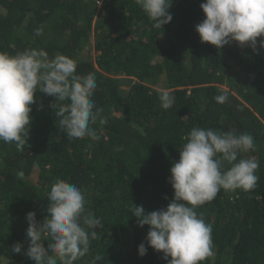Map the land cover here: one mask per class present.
Wrapping results in <instances>:
<instances>
[{"label":"trees","instance_id":"1","mask_svg":"<svg viewBox=\"0 0 264 264\" xmlns=\"http://www.w3.org/2000/svg\"><path fill=\"white\" fill-rule=\"evenodd\" d=\"M204 2L172 0L171 22L155 29L135 0H0V52L42 49L50 59L76 60V74L96 78L92 99L106 121L90 125L99 141L69 138L51 107L55 99L36 92L27 143L18 149L0 141V264H35L23 254L26 215L46 219L57 179L75 184L87 212L103 223L100 238L74 264H168L170 257L148 247L149 226H138L132 209L167 208L174 196L170 168L194 127L251 134L255 150L238 159L259 162L254 190L221 189L195 208L212 226L215 252L201 264H264V37L255 51L236 42L222 49L201 43L195 25L205 19ZM161 89L175 97L167 110ZM221 94L228 95L222 105L214 99ZM17 242L21 254L12 251Z\"/></svg>","mask_w":264,"mask_h":264},{"label":"clouds","instance_id":"2","mask_svg":"<svg viewBox=\"0 0 264 264\" xmlns=\"http://www.w3.org/2000/svg\"><path fill=\"white\" fill-rule=\"evenodd\" d=\"M135 2L154 22L153 28L162 29L171 22L172 0ZM200 8L205 19L195 25V31L201 43L222 49L236 42L255 51L257 38L264 37V0H205ZM42 32V27L34 30L37 36ZM259 47L264 50V40ZM76 70V60L62 54L50 59L42 49L15 55L0 52V141L15 142L18 149L27 143L31 105L37 91L55 99L51 107L57 109L59 124L67 137L99 141L100 136L90 126L98 119L106 123L101 117L102 109L92 99L96 78L93 74L78 75ZM214 99L222 105L228 101V95H217ZM159 101L167 110L174 105L175 97L169 89H161ZM184 139L179 161L170 168L172 201L166 209L150 213H145L142 205H133L132 215L138 226H149L148 247L162 252L166 260L170 257L168 264H201L215 252L212 226L197 215L195 208L213 201L221 189L254 190L259 179L256 175L259 162L252 157L238 159L240 153L255 150L254 137L249 133L194 127ZM225 164L229 167L225 168ZM17 175L24 177L23 171ZM48 200V215L42 223L37 222L35 212L26 215L29 244L23 254L35 264H74L89 252L90 242L100 238L96 229L103 228L102 220L87 212L84 193L66 180L55 181ZM46 237L51 238L47 248ZM22 247L17 242L12 251L21 254ZM138 254L140 257L147 254L144 243L139 245Z\"/></svg>","mask_w":264,"mask_h":264},{"label":"rangeland","instance_id":"3","mask_svg":"<svg viewBox=\"0 0 264 264\" xmlns=\"http://www.w3.org/2000/svg\"><path fill=\"white\" fill-rule=\"evenodd\" d=\"M121 87H122V89H124V90L126 89V85H124V86H121Z\"/></svg>","mask_w":264,"mask_h":264}]
</instances>
